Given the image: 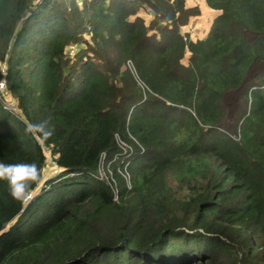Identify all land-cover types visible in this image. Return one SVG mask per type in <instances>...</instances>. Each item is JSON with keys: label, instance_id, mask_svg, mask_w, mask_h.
Instances as JSON below:
<instances>
[{"label": "trees", "instance_id": "obj_1", "mask_svg": "<svg viewBox=\"0 0 264 264\" xmlns=\"http://www.w3.org/2000/svg\"><path fill=\"white\" fill-rule=\"evenodd\" d=\"M205 2L0 0V264H264V0Z\"/></svg>", "mask_w": 264, "mask_h": 264}, {"label": "rangeland", "instance_id": "obj_2", "mask_svg": "<svg viewBox=\"0 0 264 264\" xmlns=\"http://www.w3.org/2000/svg\"><path fill=\"white\" fill-rule=\"evenodd\" d=\"M203 2V1H202ZM198 4V3H197ZM194 5V6H199V5ZM199 8V7H198ZM139 11H141L140 13L146 18L149 20V18L151 17V10H148L147 8H143V9H139ZM209 11L206 10V13H208ZM200 14V10H198V13L194 14L190 19L189 21L193 20V19H196L194 20V22L192 23L193 25L191 26H195V28L198 26L199 24V21L197 20V18H194L196 16H198ZM200 17H203L202 18V23H201V26H198V28H200L202 31L205 32V34L208 32L209 30V27H210V24H209V18L208 16H204L203 14H201ZM188 21V22H189ZM187 25V24H186ZM187 27V26H185ZM183 29V28H181ZM196 33L197 32H200V30H197L195 31ZM83 43H75L73 45H70L68 47V50H69V53L70 54H73L74 51L76 49H78L79 46H81ZM1 94L4 95L3 99L5 102H7L8 104L10 105H13V102H14V98L10 95V93L5 89V87L1 88ZM46 156H47V159H46V162H45V165H44V168H43V178H47L51 175H54L55 173H57V166L53 160V157L52 155L49 154V152H46Z\"/></svg>", "mask_w": 264, "mask_h": 264}, {"label": "crops", "instance_id": "obj_3", "mask_svg": "<svg viewBox=\"0 0 264 264\" xmlns=\"http://www.w3.org/2000/svg\"><path fill=\"white\" fill-rule=\"evenodd\" d=\"M186 4L190 5V6L191 5H196V4L199 5L198 7H199V10H200V14L198 16L194 17V18L198 17V19H197L199 21L198 26H201V23H202V18L203 17L199 18V16H201V14H203L204 16H208L209 24H210L211 23V19L213 18L215 12H217L215 9L210 8L207 5V3L205 2V0H186ZM206 10L209 11V12L206 13ZM194 20H196V19H193L192 21L190 20L187 23V25L182 26V28H183L182 31L188 30V32H189L188 34L190 35V37L191 36L192 37H203L205 35L204 31H202L200 28H198V26L196 28H195V26H191V25H193L192 23L194 22ZM185 26H187V27H185ZM197 30H200V32L196 33L195 31H197Z\"/></svg>", "mask_w": 264, "mask_h": 264}, {"label": "built area", "instance_id": "obj_4", "mask_svg": "<svg viewBox=\"0 0 264 264\" xmlns=\"http://www.w3.org/2000/svg\"><path fill=\"white\" fill-rule=\"evenodd\" d=\"M184 39H185V36H184ZM4 69H5V63H3L2 64V70L4 71ZM4 87V82L3 81H0V91H1V88H3ZM120 145H121V147L123 148V150L125 151L128 147H130V145H127L126 143H124L123 141H121L120 140ZM105 156V153H102L101 154V157H104ZM128 162V161H127ZM127 162L125 163V164H127ZM103 162H102V160H101V162H100V164H99V166H98V173H99V176L102 178V176L103 177H106V179L107 178H109V177H111V174H112V172H111V170H109V174L107 175L105 172H104V164H102ZM108 167V166H107ZM119 171H121V173H122V175H124V177L128 180L129 179V172H128V170H127V168H126V165H124L123 166V170H119ZM111 172V173H110ZM107 175V176H106ZM30 194L31 193H29L27 196H30Z\"/></svg>", "mask_w": 264, "mask_h": 264}, {"label": "clouds", "instance_id": "obj_5", "mask_svg": "<svg viewBox=\"0 0 264 264\" xmlns=\"http://www.w3.org/2000/svg\"><path fill=\"white\" fill-rule=\"evenodd\" d=\"M13 195H14V196H19V195H20V193H19V191H18V190H15V189H14V191H13Z\"/></svg>", "mask_w": 264, "mask_h": 264}, {"label": "bare ground", "instance_id": "obj_6", "mask_svg": "<svg viewBox=\"0 0 264 264\" xmlns=\"http://www.w3.org/2000/svg\"><path fill=\"white\" fill-rule=\"evenodd\" d=\"M121 154V153H120ZM125 154H126V152H125ZM122 155V154H121ZM107 158V157H106ZM127 158V157H126ZM113 162V161H112ZM123 162H125V161H123ZM115 163V162H114ZM121 167V166H120Z\"/></svg>", "mask_w": 264, "mask_h": 264}]
</instances>
